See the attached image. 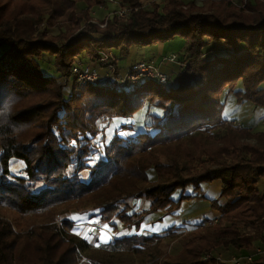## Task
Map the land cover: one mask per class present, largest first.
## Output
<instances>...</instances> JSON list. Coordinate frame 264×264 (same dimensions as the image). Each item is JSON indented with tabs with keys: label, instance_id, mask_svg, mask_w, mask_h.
<instances>
[{
	"label": "trees",
	"instance_id": "trees-1",
	"mask_svg": "<svg viewBox=\"0 0 264 264\" xmlns=\"http://www.w3.org/2000/svg\"><path fill=\"white\" fill-rule=\"evenodd\" d=\"M196 1L147 9L143 0H118L129 17L100 22L92 11L106 0H0V208L13 214L0 217V264H81L83 257L110 264L112 254L95 246L98 239L92 244L75 234L67 213L117 234L140 231L151 214L173 215L192 200L189 187L205 199L201 186L215 181L222 183L210 202L220 213L216 224L184 234L117 235L114 245L142 264H224L204 258L264 241V132L235 128L221 100L228 90L264 110V0ZM176 37L187 48L175 84L151 80L119 91L74 78L66 96L75 65L106 56L119 68L115 52L128 57L133 48ZM211 45L227 57L206 60ZM49 59L53 75L45 73ZM146 103L163 113L127 137L134 125L120 119ZM101 118L120 122L121 132L102 151L94 143ZM13 159L25 163V176L11 172ZM137 200L148 202L142 211ZM30 219L41 223L25 225ZM168 237L184 243L175 256L161 249Z\"/></svg>",
	"mask_w": 264,
	"mask_h": 264
},
{
	"label": "rangeland",
	"instance_id": "rangeland-1",
	"mask_svg": "<svg viewBox=\"0 0 264 264\" xmlns=\"http://www.w3.org/2000/svg\"><path fill=\"white\" fill-rule=\"evenodd\" d=\"M186 1V0H185ZM238 5H244L245 0H234ZM155 2L159 4L162 8L165 6L167 3V0H143V4L145 8L147 9H152V3ZM117 4L118 0H106V3L103 8L101 7H95L92 11L93 16L95 17V21L98 18V21L105 20L107 21L110 17L115 16L114 11L118 10L117 9ZM198 6H203V3L198 0L197 1ZM82 7V5H81ZM123 19V18H121ZM127 19V18H126ZM125 20V18H124ZM102 28L105 26L100 25ZM51 34L57 36L59 35L58 30H52ZM180 38V37H176ZM175 38V39H176ZM155 46V45H154ZM153 46H148V47H143L140 49V56H138L137 60H154L155 55H156V50L153 49ZM216 53L213 52H207L208 58H215L217 56H223L227 57V54L223 51V49H217L215 50ZM116 58L119 61V66L122 68H125L128 63H130L128 57H122L119 52L114 53ZM213 60V59H212ZM50 65H45V73L47 75H53L55 73V70L53 68V59H49ZM150 62V61H149ZM85 63V62H84ZM170 79V78H169ZM72 82L66 87L65 89V94L66 96H70L73 92V87L72 83L75 81L74 77H72ZM239 86H237L238 89ZM236 89V90H237ZM221 100L225 104L224 107V119L228 120L233 124L234 121L240 122L244 128H253L252 130L256 131H264V117H263V109H254V105L251 103H239L237 98L232 92H229L228 90L224 91L221 95ZM162 110L150 106L149 103H146L144 108L138 112L137 114L134 115L132 118H121L120 122L123 124H133L134 129H128L124 131V134L127 137H135L138 134H140L142 131H144L146 128L142 125V122L145 121H150V117L154 115H160ZM119 122V123H120ZM119 123L114 122L110 119H104L101 118L97 122V127L99 130V133L97 134V138L95 139L94 143L96 146L99 148L100 151L103 149V145H109L112 138L116 135L119 134L120 132V126ZM222 134L224 131H219ZM121 133V132H120ZM24 168H25V163L23 161L13 159L11 161V172L14 175L17 176H25L24 174ZM260 190L264 191V182H261L260 185ZM144 203H148L147 201L143 200ZM143 205H138V209H143L140 208ZM84 210L90 211L89 208H85ZM76 212L75 210H71L69 213L65 215V217L68 216V214ZM76 216V215H74ZM0 217H4L7 219L13 220V214L8 212L7 210L1 209L0 208ZM25 225L32 226L34 223L39 224L41 223L40 221H36L35 219H30V220H23ZM60 223V221L58 222ZM208 222V224H216ZM90 225L92 227L89 228V231L84 235L83 237L86 238L89 242L92 244H95L96 240L98 239V242L95 244L97 248L104 247L107 251H109L112 256L110 258L111 263L110 264H142V260L138 259L136 257L131 256L128 254L122 246H116L114 245L117 235H113L112 229L109 228V226H106V230H108L110 233H112V237L105 232V228H101L100 225L95 224L94 222H90ZM206 225V223L204 224ZM190 228H185L186 232L194 231L197 227H201L200 225L196 224H190ZM203 226V225H202ZM94 227V228H93ZM94 230V234H90V230ZM82 231V228L77 227L76 228V234L79 235ZM101 231V233H100ZM177 233V232H175ZM179 234V233H177ZM184 234V233H183ZM80 236V235H79ZM184 243L180 239H174L172 237H168L164 239L161 249L163 251L164 255H172L175 256L177 255L183 248ZM264 247V241H257L255 242L254 246L251 249H263ZM250 249V250H251ZM248 251L246 252H237V251H224L221 254L218 252L211 254L210 258L212 256L217 258V262L219 263H224V264H248V261L245 260V256L247 255ZM210 255V254H209ZM210 258H207V256L204 258L205 260H208ZM263 258V257H262ZM261 258V259H262ZM157 259V258H156ZM234 260H238V263H235ZM81 264H91L86 258L81 259Z\"/></svg>",
	"mask_w": 264,
	"mask_h": 264
},
{
	"label": "crops",
	"instance_id": "crops-1",
	"mask_svg": "<svg viewBox=\"0 0 264 264\" xmlns=\"http://www.w3.org/2000/svg\"><path fill=\"white\" fill-rule=\"evenodd\" d=\"M153 47H154L153 49L156 50V55L154 60H148V62L150 61L155 63L159 67L161 72L163 74H166L170 78L169 83L175 84L177 76L183 70L184 64L180 63V61L178 63H171L168 61V59L172 55H177L179 59L181 58V60H184L183 54L185 53L187 48L186 41L181 38H176L168 43L158 44ZM210 49H213L210 52L216 53L215 52L216 46L212 47L211 45ZM138 56H140V49H135V48L131 49L130 55L128 56L130 63H128V65L125 68H122L119 66V61L116 58L118 67L120 69L129 68L132 63L139 61L137 60ZM205 58L206 60L214 59V57L208 58L207 54ZM142 60L143 59H141L140 61ZM201 190L204 194L205 199H197L196 196H198V194L195 192L193 187H189L186 190L185 194L193 197V199L189 201H184L182 203L180 210L174 213L173 215L154 213L147 218L146 222L142 225L140 231L132 229L128 232L120 228L118 234L112 230L113 235L127 234V235L153 236V235H162L171 230H174V232H177L179 234H183L186 232L185 228H190L189 226L190 224L193 225L198 224L202 226L206 222H211V223L217 222L218 219L220 218V213L210 208V202L212 200L217 199L220 196L222 190V183L220 181H215L213 183H205L201 186ZM133 203L135 204L136 211H142V209L137 208L138 205H143L144 208L147 206V204L144 203L143 200L133 201ZM143 206H141L140 208H143ZM66 218L74 222L73 232L75 234L77 227L82 228V231L79 234L82 237L86 235V233L89 231V228L92 227V225H90V222L87 220L86 215H81L78 212L68 214ZM101 228H105V232L112 237L111 235L112 233L106 230V226H101ZM109 228L112 229L110 226ZM83 238L86 239L85 237Z\"/></svg>",
	"mask_w": 264,
	"mask_h": 264
},
{
	"label": "built area",
	"instance_id": "built-area-1",
	"mask_svg": "<svg viewBox=\"0 0 264 264\" xmlns=\"http://www.w3.org/2000/svg\"><path fill=\"white\" fill-rule=\"evenodd\" d=\"M117 5L118 10L114 11V15L123 19L128 18L131 10L120 4ZM168 61L171 63H178L179 57L177 55H172ZM72 75L79 84H92L119 91L130 90L151 80L158 81L162 86H167L169 84V77L163 74L159 67L153 62L143 60L137 61L132 63L127 69H120L116 68L112 61L106 56H102L96 65L92 63L75 65L72 68ZM233 126L237 129L244 128L238 121H234ZM93 231V229L90 230L91 235ZM210 256L211 255H208L207 258H210ZM245 260H247L248 263H253L256 260H264V247L263 249L249 250L245 256ZM234 262L238 263V260H234Z\"/></svg>",
	"mask_w": 264,
	"mask_h": 264
}]
</instances>
